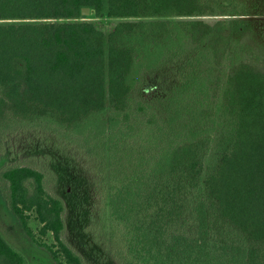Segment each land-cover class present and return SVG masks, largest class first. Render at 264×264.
<instances>
[{
    "label": "trees",
    "instance_id": "trees-1",
    "mask_svg": "<svg viewBox=\"0 0 264 264\" xmlns=\"http://www.w3.org/2000/svg\"><path fill=\"white\" fill-rule=\"evenodd\" d=\"M85 8L121 21L106 34ZM247 11L238 0H0V132L52 127L107 159L97 213L115 261L264 264V66L232 57L227 33L250 20L197 19ZM147 100L165 102V118ZM45 178L2 169L7 209L54 264H85ZM32 217L55 244L36 239ZM0 264H29L1 234Z\"/></svg>",
    "mask_w": 264,
    "mask_h": 264
},
{
    "label": "rangeland",
    "instance_id": "rangeland-1",
    "mask_svg": "<svg viewBox=\"0 0 264 264\" xmlns=\"http://www.w3.org/2000/svg\"><path fill=\"white\" fill-rule=\"evenodd\" d=\"M238 2L245 6L250 15H208L197 19H203L210 24L219 19L250 20V26L242 33H227L232 39V57L264 66V0ZM83 21L91 22L109 34L121 20L95 18L92 13ZM140 89L141 87L137 88L133 94L135 108L137 102H144ZM145 104L150 107L146 112H155L162 119L165 118L168 108L165 102L147 100ZM146 112L138 116L145 119ZM133 117H136L134 113ZM51 128L39 124H23L1 131L0 171L9 166H27L43 172L47 190L54 196L64 199L67 205L64 238L83 257L85 264H124L123 261L119 263L112 257L111 241L101 228L103 225L99 223L100 214L97 213L100 210L98 193L108 175L107 159L103 155L98 158L91 147H82L84 144L79 139ZM212 160V157L207 158L203 178L211 172ZM77 210H83L78 214V221ZM86 213L87 223L84 225L80 221L84 219ZM29 226L40 243L55 244L52 235H40V226L33 217ZM0 234L27 259L29 264H54L48 253L35 247L22 232L7 209L1 193Z\"/></svg>",
    "mask_w": 264,
    "mask_h": 264
},
{
    "label": "water",
    "instance_id": "water-1",
    "mask_svg": "<svg viewBox=\"0 0 264 264\" xmlns=\"http://www.w3.org/2000/svg\"><path fill=\"white\" fill-rule=\"evenodd\" d=\"M83 16H89L90 14H92L93 13V11H91L90 9H88V8H85L84 10H83Z\"/></svg>",
    "mask_w": 264,
    "mask_h": 264
}]
</instances>
